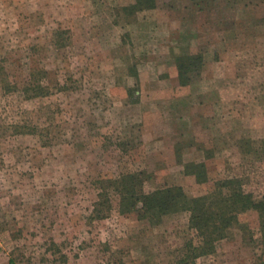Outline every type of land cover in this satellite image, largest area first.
<instances>
[{
	"label": "rangeland",
	"instance_id": "rangeland-1",
	"mask_svg": "<svg viewBox=\"0 0 264 264\" xmlns=\"http://www.w3.org/2000/svg\"><path fill=\"white\" fill-rule=\"evenodd\" d=\"M134 1L0 0V264H178L200 242L189 213H122L123 174L143 194L236 178L264 196V0ZM188 54L204 65L181 86ZM240 222L194 264H262Z\"/></svg>",
	"mask_w": 264,
	"mask_h": 264
},
{
	"label": "trees",
	"instance_id": "trees-1",
	"mask_svg": "<svg viewBox=\"0 0 264 264\" xmlns=\"http://www.w3.org/2000/svg\"><path fill=\"white\" fill-rule=\"evenodd\" d=\"M156 3L157 0H135L124 9L137 13L155 9ZM203 65L201 54L177 57L176 71L179 84L189 85L193 80L192 75L199 73ZM26 83L25 87L29 91L30 81ZM184 173L193 176L198 184L209 182L204 163H187L184 165ZM140 175L142 173H127L115 181L113 188L120 197L121 212L132 211L137 203L141 204L140 210H136L138 217L144 219H160L169 214L188 212L189 227L196 232L200 242L197 246L189 245L187 255L178 264L189 262L194 264L197 258L214 253L216 244L226 238L227 230L233 225H241L240 218L250 213L257 219V232L264 248V196L260 200H255L252 194L243 190L239 179L214 182L208 193L188 197L180 186L143 194L141 190H137V187L142 185ZM243 228L245 231L249 229L247 225Z\"/></svg>",
	"mask_w": 264,
	"mask_h": 264
}]
</instances>
